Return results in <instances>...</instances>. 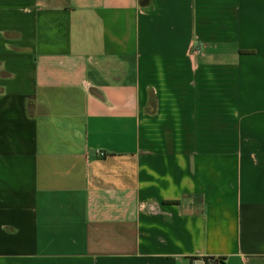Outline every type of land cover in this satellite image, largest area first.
I'll use <instances>...</instances> for the list:
<instances>
[{"label":"crops","instance_id":"0c3cea01","mask_svg":"<svg viewBox=\"0 0 264 264\" xmlns=\"http://www.w3.org/2000/svg\"><path fill=\"white\" fill-rule=\"evenodd\" d=\"M203 263L264 264V0H0V264Z\"/></svg>","mask_w":264,"mask_h":264},{"label":"built area","instance_id":"2783aa9c","mask_svg":"<svg viewBox=\"0 0 264 264\" xmlns=\"http://www.w3.org/2000/svg\"><path fill=\"white\" fill-rule=\"evenodd\" d=\"M97 155L99 157H103L104 156V154L102 152H100V151L97 152ZM203 264H212V263H203Z\"/></svg>","mask_w":264,"mask_h":264},{"label":"trees","instance_id":"16d2710c","mask_svg":"<svg viewBox=\"0 0 264 264\" xmlns=\"http://www.w3.org/2000/svg\"><path fill=\"white\" fill-rule=\"evenodd\" d=\"M141 5H145L147 3V0H139Z\"/></svg>","mask_w":264,"mask_h":264}]
</instances>
